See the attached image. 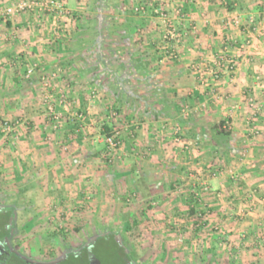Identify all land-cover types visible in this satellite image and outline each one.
Segmentation results:
<instances>
[{
	"label": "crops",
	"instance_id": "crops-1",
	"mask_svg": "<svg viewBox=\"0 0 264 264\" xmlns=\"http://www.w3.org/2000/svg\"><path fill=\"white\" fill-rule=\"evenodd\" d=\"M66 7L68 37L45 32L50 24L39 13L0 21V110L8 106L11 120L24 115L34 128L14 148L0 147V170L17 184L55 187L52 202L80 206L90 187L85 215L95 217L110 213L107 190L120 188L126 201L140 203V214L122 215L137 220L133 229L140 218L165 219L159 228L169 236L165 225L199 219L193 233L203 236L204 264H264L257 237L264 231V0H66ZM179 8L185 19L174 17ZM157 10L173 18L178 41L164 42ZM215 59L237 67L217 69L215 79ZM31 63L38 69L26 79ZM194 67L205 73L204 86ZM52 74L55 92H71L56 132L44 128L40 99L42 76ZM250 97L262 107L256 118ZM106 128L121 140L113 162L104 159ZM248 195L255 204L246 211ZM242 233L254 246L238 248Z\"/></svg>",
	"mask_w": 264,
	"mask_h": 264
},
{
	"label": "rangeland",
	"instance_id": "rangeland-1",
	"mask_svg": "<svg viewBox=\"0 0 264 264\" xmlns=\"http://www.w3.org/2000/svg\"><path fill=\"white\" fill-rule=\"evenodd\" d=\"M47 23L50 26L47 29L45 28V32L49 30L50 35L57 36L55 27H52L51 22L48 20ZM68 25V28L61 35L68 37L73 34L71 23L69 22ZM34 29L39 30L40 27ZM69 93L71 94V92L66 90V94ZM5 104L8 103L6 102ZM31 109H35V107L23 106L24 111ZM7 110H9L8 106L2 108V111L0 110V126L4 120H11ZM40 111L39 109L38 112L40 113ZM21 117L23 118L24 115H21ZM113 118L117 119L118 115ZM28 127H30V131L33 128L32 125L25 124V126L21 127L20 134L21 132L26 134L29 131ZM0 147L3 148L2 141L0 142ZM104 159L107 162L109 161L107 153L104 155ZM202 173H200L201 177H203ZM15 178L14 174L11 175L7 169L0 170V204L16 207L17 222L19 228H21V235L17 239V243L29 257L49 260L58 259L61 258L65 250L79 247L100 235L92 246V252L98 264H125L122 257H125V254L137 264H204L199 257L204 248V245H202L203 241H201L203 236H195L193 233L194 228L190 224L192 220L180 218L176 221L177 229L175 230L180 232L173 230L172 224L165 225L171 229L169 236L162 234V229L159 228L160 226L163 228L164 222L167 223L165 219L149 221L147 218H140L139 226L133 229L132 222L135 218H128L126 217L127 215L123 217L122 215L126 212L127 214L131 213L133 216L136 213L140 214V203L134 197H129V201H126L122 198V194L119 193L120 188L107 190V197L111 202L110 213L103 217H95L85 215L87 213L85 211L89 206L87 204L89 199L86 200V198L90 197L89 193L92 190L90 187L83 190L86 198H83L84 202H81L83 208L80 209L78 204L52 202L53 192L57 191L55 187H52V190H48V188L39 184L34 188L37 183L19 181V184H17ZM23 178L24 176H21V180ZM25 187H30V189L24 196L20 192ZM112 194H115V196H111ZM141 204H143L142 207L145 205V203ZM48 209L52 212L49 213ZM81 211L85 213L83 215L76 214ZM57 213H66V220H60L61 223L59 221H51V218L57 216ZM121 224L123 226L125 224L126 230H123L122 234L123 238L126 239V242L122 245L125 247L124 254L122 246L109 234L115 232L114 229H119L118 227L122 226ZM60 225L65 227L67 231H59ZM104 229H108V231L100 234V231ZM105 234L109 236L103 237ZM168 240L170 241L168 242ZM193 248H196L195 252L192 251ZM84 255L85 253H83V257L70 256L61 264H89L86 260H82L85 257ZM218 264H228V262L223 260Z\"/></svg>",
	"mask_w": 264,
	"mask_h": 264
},
{
	"label": "built area",
	"instance_id": "built-area-1",
	"mask_svg": "<svg viewBox=\"0 0 264 264\" xmlns=\"http://www.w3.org/2000/svg\"><path fill=\"white\" fill-rule=\"evenodd\" d=\"M144 11V9H136V12ZM34 13H39L44 15V17L51 22L52 27H55L56 34L61 37V34L65 32L68 23L72 20V13L66 7V0H18L16 3L11 5H5L0 7V21H7L17 15L29 14L32 15ZM156 14L160 16V18L164 21L166 25V30L163 32V40L169 45L171 41H178L181 38V34L177 32L173 25V18L169 16L166 12L157 10ZM178 17L180 19H185V12L183 9L179 8L175 10L174 17ZM40 23V20L37 21ZM254 20L250 19L249 23L253 24ZM232 24L234 26H239L240 21L235 19ZM251 32V31H250ZM246 45H250V41H246ZM175 56L174 54H172ZM223 61V60H221ZM218 59H215L213 62V68L211 69V74L215 79H219L217 74V69H225L229 74L234 71L237 67L235 62L224 61L221 62ZM225 63V64H223ZM38 69L37 63H31L27 66V70L25 71V78H30L35 71ZM195 72L198 73L201 86L205 85V73L201 71L199 67H194ZM58 77L57 74H52L51 77H42V92L40 95V99L42 101V106L45 109L46 114V125L45 129L51 130L53 132L61 130L63 126V114L60 112L59 108H65L69 104V98L66 94L65 89H58L57 92L52 88V82L56 80ZM249 106L253 109V118H256L262 112V107L257 104L254 97H250L248 100ZM112 116H116V113H113ZM73 117L82 118L81 114H73ZM27 124L26 120L22 117L16 118L14 120H4L0 126V142L3 143V148L9 149L14 148L17 143L21 139L20 129L21 127ZM254 133H257L258 130H253ZM103 142L106 145V153L109 157V162H111L114 158L119 156L121 141L119 138V134L117 132H113L110 136H104ZM195 197H198L196 192L192 193ZM86 198V196H85ZM89 198H86L88 200ZM255 204L254 197L252 195H248L246 197L245 210L249 211L253 208ZM79 208H82L79 206ZM67 218L66 213L59 214L51 218V221H65ZM61 223V222H60ZM194 229H197L202 224L199 219L192 220L191 223ZM59 231H67L65 227L62 225L59 226ZM213 231H218V228H213ZM221 235H225L221 232ZM261 241L264 242V231H261L258 236ZM249 236L246 233H242L238 236V240L241 241V245L238 246L239 249L243 248L247 245L254 246L255 241H249ZM226 246H230V240L224 241Z\"/></svg>",
	"mask_w": 264,
	"mask_h": 264
},
{
	"label": "flooded vegetation",
	"instance_id": "flooded-vegetation-1",
	"mask_svg": "<svg viewBox=\"0 0 264 264\" xmlns=\"http://www.w3.org/2000/svg\"><path fill=\"white\" fill-rule=\"evenodd\" d=\"M20 235L21 228H19L17 222L16 207L13 205L0 204V264H38L43 261H53L49 259L33 258L26 255L17 243V239ZM106 235L107 234L103 235V237H106ZM98 237H100V235ZM114 237L116 238L117 235H114ZM94 242L95 241L91 240L79 247L65 250L64 253L68 252L67 257L58 264L66 261L70 256L83 257V253H85V257L82 258V260H86L89 264H98L92 252ZM121 248L125 251L124 246ZM26 260H33L35 263H29ZM123 261L125 264H137L132 259L123 258Z\"/></svg>",
	"mask_w": 264,
	"mask_h": 264
},
{
	"label": "trees",
	"instance_id": "trees-1",
	"mask_svg": "<svg viewBox=\"0 0 264 264\" xmlns=\"http://www.w3.org/2000/svg\"><path fill=\"white\" fill-rule=\"evenodd\" d=\"M120 94H121V92H115V95H116V97L117 98H119L120 97ZM214 132H216L217 134H220V135H223L225 132L222 130V129H220V130H214ZM112 131L110 130V129H108V128H106L105 129V135L106 136H110V135H112ZM29 189H30V187H25L20 193H21V195H26V193L29 191ZM133 223H134V225L135 226H137L138 225V222H137V220H135V221H133ZM115 230V232H113V233H109L110 235H112V238H114V239H116L115 237H114V235H117V236H121L120 237V239H121V242H122V244H124V242H126V239L125 238H123V236H122V234H123V227H120L119 229H114ZM105 231H108V229H104L103 231L101 230L100 231V234H102L103 232H105ZM98 236V235H97ZM107 236H109L108 234L106 235V237ZM99 238V237H98ZM123 239H125V240H123ZM122 252H123V254H124V250H122ZM123 258H127V259H131L129 256H127L126 254H125V257L124 256H122Z\"/></svg>",
	"mask_w": 264,
	"mask_h": 264
},
{
	"label": "water",
	"instance_id": "water-1",
	"mask_svg": "<svg viewBox=\"0 0 264 264\" xmlns=\"http://www.w3.org/2000/svg\"><path fill=\"white\" fill-rule=\"evenodd\" d=\"M97 238H98V236L94 237L92 240L93 241H96ZM116 240L118 241V244L119 245H121V246L123 245L122 242H121V240L119 239V236L116 237ZM67 253H64L61 258H58L56 260L49 261V262H44L43 261V262H39L38 264H58L59 262H61L62 260H64L67 257ZM26 261L29 262V263H35V261H33V260H26Z\"/></svg>",
	"mask_w": 264,
	"mask_h": 264
}]
</instances>
